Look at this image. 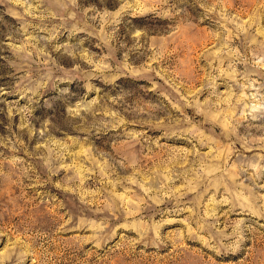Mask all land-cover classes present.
<instances>
[{"label": "rangeland", "instance_id": "rangeland-1", "mask_svg": "<svg viewBox=\"0 0 264 264\" xmlns=\"http://www.w3.org/2000/svg\"><path fill=\"white\" fill-rule=\"evenodd\" d=\"M0 264H264V0H0Z\"/></svg>", "mask_w": 264, "mask_h": 264}]
</instances>
